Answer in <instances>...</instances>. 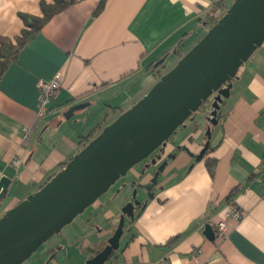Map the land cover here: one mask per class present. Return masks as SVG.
<instances>
[{"label":"crops","instance_id":"0c3cea01","mask_svg":"<svg viewBox=\"0 0 264 264\" xmlns=\"http://www.w3.org/2000/svg\"><path fill=\"white\" fill-rule=\"evenodd\" d=\"M215 1L106 0L93 14L99 0H77L54 15L0 77V179H9L0 216L57 173L82 148L81 137L100 127L97 135L141 99L205 34ZM41 2L53 0H0V36H18L24 28L19 14L40 17ZM56 75L59 88L39 117L38 83ZM81 103L87 106L63 117ZM210 105L164 145L163 157H172L152 197L142 192L141 207L105 264L163 258L169 264H264V41L231 80L215 126L205 118ZM206 159L214 160L212 174ZM141 169L133 167L116 190L101 195L22 264H85L114 232ZM155 169L144 170L140 182ZM229 205L243 217L228 222L225 238L207 239L204 226L223 219ZM176 235L180 239L167 246Z\"/></svg>","mask_w":264,"mask_h":264},{"label":"water","instance_id":"95a60500","mask_svg":"<svg viewBox=\"0 0 264 264\" xmlns=\"http://www.w3.org/2000/svg\"><path fill=\"white\" fill-rule=\"evenodd\" d=\"M264 41V0H234L218 21L192 46L178 62L161 75L150 90L129 109L101 128L99 133L75 153L65 165L36 192L0 216V264H22L38 248L75 217L92 205L135 165L164 147L178 127L199 111L200 105L215 94L211 112L206 115L210 125L217 124V112L229 95L231 80L237 70ZM162 61L155 63L158 66ZM210 63V65H209ZM86 103L73 105L63 113L68 120ZM145 130H152L144 135ZM210 137V127L205 131ZM209 142L196 156L202 159ZM167 164L160 163L149 184ZM156 166L152 160L145 170ZM145 173L141 171L140 175ZM140 178V177H139ZM132 182L144 192V183ZM9 179H0V201L6 196ZM152 194H148L151 198ZM139 201L126 203L119 222L104 248L85 264H105L118 250L124 231V217L133 218ZM204 236L214 240L209 224Z\"/></svg>","mask_w":264,"mask_h":264},{"label":"trees","instance_id":"16d2710c","mask_svg":"<svg viewBox=\"0 0 264 264\" xmlns=\"http://www.w3.org/2000/svg\"><path fill=\"white\" fill-rule=\"evenodd\" d=\"M77 0H53L51 4L45 2L40 3L41 16H31L26 14H19V17L24 25L20 34L12 39L0 36V77L4 72L7 65L16 59L18 52L31 41L37 33L40 32L42 27L57 13L63 11L68 5L76 2ZM106 0H99V3L94 10L93 14H97L103 8L104 2ZM234 0H216L211 8V11L205 17L207 30L212 27L218 19L225 13L229 5ZM209 100L203 102L200 105L199 111L205 109ZM218 113V112H217ZM100 127H96L91 130L88 135L80 138V143L85 144L91 140ZM83 147V146H82ZM205 167L212 174L214 160L206 159L204 161ZM233 194V193H232ZM230 194L227 199L232 195ZM180 239V235H176L169 239L167 246L174 245ZM115 252V251H114ZM114 252H112L110 257H113Z\"/></svg>","mask_w":264,"mask_h":264},{"label":"built area","instance_id":"2783aa9c","mask_svg":"<svg viewBox=\"0 0 264 264\" xmlns=\"http://www.w3.org/2000/svg\"><path fill=\"white\" fill-rule=\"evenodd\" d=\"M59 88V76L56 75L49 81H41L38 83L39 97L37 105V115L39 117L45 116L48 106L54 97L57 89ZM243 212L235 206L229 205L226 209L223 219L221 220H210L209 225L213 227L214 234L219 238H225L228 222L239 221L243 217ZM156 264H169L166 258L160 259Z\"/></svg>","mask_w":264,"mask_h":264},{"label":"flooded vegetation","instance_id":"af4514ba","mask_svg":"<svg viewBox=\"0 0 264 264\" xmlns=\"http://www.w3.org/2000/svg\"><path fill=\"white\" fill-rule=\"evenodd\" d=\"M170 139V138H169ZM166 144V143H165ZM162 149H163V147H160L159 149H157L155 152H153L148 158H146L145 160H143L142 162L144 163V165H142V169L140 170V172L141 171H143V170H145L146 169V167L151 163V161L152 160H156V166L155 167H157L160 163H162L163 161H166V160H168V158H171L172 157V155L171 154H169V155H167L166 157H163V155H164V153L162 152ZM206 152V151H205ZM204 156V155H203ZM203 158V157H202ZM142 163V164H143ZM134 167V166H133ZM133 167L131 168V169H133ZM130 169V170H131ZM129 170V171H130ZM156 170V169H155ZM129 171H128V173H129ZM139 172V173H140ZM155 173V171L152 173V175H151V177H150V179H152V176H153V174ZM127 175V174H126ZM144 175H145V173L142 175V177H141V175H139V179H138V181L140 180V179H142L143 177H144ZM150 179H149V181H150ZM149 181L148 182H146V183H144V184H146V185H148L147 186V191L145 192L146 194H150L151 193V191H152V188H153V186H152V183H150L149 184ZM155 186V185H154ZM136 200V199H135ZM138 201V200H137ZM141 204H142V202L141 201H139V203H138V205L135 207V211H136V209H138L139 207H141ZM124 221H125V225H124V227L126 226V225H128V223L131 221V218H128V217H124ZM110 259H112V257H110Z\"/></svg>","mask_w":264,"mask_h":264},{"label":"rangeland","instance_id":"374dc122","mask_svg":"<svg viewBox=\"0 0 264 264\" xmlns=\"http://www.w3.org/2000/svg\"><path fill=\"white\" fill-rule=\"evenodd\" d=\"M168 62L169 61H167V64H168ZM215 94H213L211 97H210V99H209V103H212L213 102V100H214V96ZM210 111V110H209ZM207 113V115H209L208 114V110L206 111ZM199 113H200V111H198V115H199ZM194 115V114H193ZM193 115H191V117L189 118V119H187L184 123H183V125H186L187 123H189V121H190V119L192 118V117H194ZM182 126V125H181ZM90 141V140H89ZM86 144V143H85ZM84 144V145H85ZM83 145V146H84ZM143 162H140L139 164H137V165H135L134 167L136 168V167H139L140 165H144V163L142 164ZM128 177V173H127V175L125 176V177H122V178H120L119 180H117L110 188H109V190H108V192L107 193H109V191H114V190H116L118 187H119V185L124 181V179H126ZM131 185H132V187H133V184H132V182H131ZM131 185H130V187H131ZM142 190H140V189H137L135 186H134V189L131 191V199H132V197H133V194L135 193V199H137V200H139L140 198H142V196H143V194H142ZM146 196L148 197V194H146ZM92 205H90L89 207H87L85 210H84V212L83 213H81V214H79L78 216H77V218L76 219H79L80 217H82V216H80V215H86V213H88V209H90V207H91ZM79 217V218H78ZM75 219V220H76ZM117 223H115L116 225L118 224V222H119V220H117L116 221ZM103 240H105L104 242H106L107 243V240H108V238H106V239H103ZM35 253H33L32 254V256L31 257H35ZM86 262V261H85Z\"/></svg>","mask_w":264,"mask_h":264},{"label":"bare ground","instance_id":"6f19581e","mask_svg":"<svg viewBox=\"0 0 264 264\" xmlns=\"http://www.w3.org/2000/svg\"><path fill=\"white\" fill-rule=\"evenodd\" d=\"M209 65H210V63H209ZM151 132H152V130H145V131H144V135H147V134H149V133H151ZM10 247H11V245L6 246L5 248H3V249L0 251V253H1V254H5V253H7L8 250L10 249Z\"/></svg>","mask_w":264,"mask_h":264}]
</instances>
